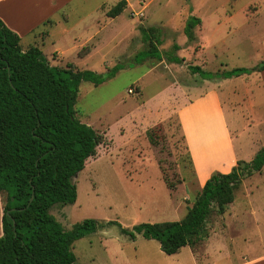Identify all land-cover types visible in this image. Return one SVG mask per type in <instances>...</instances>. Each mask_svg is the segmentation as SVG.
<instances>
[{"label":"rangeland","instance_id":"rangeland-1","mask_svg":"<svg viewBox=\"0 0 264 264\" xmlns=\"http://www.w3.org/2000/svg\"><path fill=\"white\" fill-rule=\"evenodd\" d=\"M130 1L115 30L84 57L79 52L86 45L74 44L80 45L87 32L64 34L66 26L75 23L74 16L67 24L55 20L50 29L46 22L33 32L27 31L33 20L13 18L22 31L16 34L24 51L37 43L51 66L72 64L74 71H91L105 79L100 85L82 82L76 104L77 118L102 136V144L74 180L76 203L51 210L66 231L86 219L102 224L74 243L75 264H236L263 255L264 168L243 178L225 213L214 207L202 239L178 254L167 255L158 241L141 234L132 239L118 226L107 225L118 222L132 231L143 223L185 218L203 186L196 178L179 111L210 82L221 87L230 125L247 145L244 154L252 151L248 140L264 142V80L258 72L210 81L188 68L217 74L264 62V0ZM192 16L200 19L193 40L186 34ZM141 27L162 30L161 60L146 54ZM54 49L59 57L52 54ZM171 55L182 63H171ZM222 149V142L214 143L209 134L203 157ZM0 195L5 205L7 195Z\"/></svg>","mask_w":264,"mask_h":264},{"label":"trees","instance_id":"trees-1","mask_svg":"<svg viewBox=\"0 0 264 264\" xmlns=\"http://www.w3.org/2000/svg\"><path fill=\"white\" fill-rule=\"evenodd\" d=\"M126 7L123 0L108 16L115 18ZM199 23L197 17L189 19L186 34L191 40ZM140 31L148 46L146 54L161 60L162 30L141 27ZM20 41L0 18V194L7 195L0 264H75L74 243L96 233L102 224L86 219L66 231L51 210L57 204L76 203L74 179L102 144V136L77 118L76 104L82 82L100 85L105 79L91 71H74L72 64L67 68L51 66L41 49L24 51ZM179 48L175 45L174 51ZM89 52L90 48L84 47L79 56ZM169 60L177 64L183 61L172 55ZM188 68L204 80L230 79L263 72L264 62L253 69L235 68L217 74L199 66ZM263 168L264 147L251 162L239 161L230 173L213 174L180 221L143 223L132 231L118 222L107 225L118 226L132 239L141 234L158 241L167 255L178 254L202 239L213 208L224 214L235 201L243 178Z\"/></svg>","mask_w":264,"mask_h":264},{"label":"crops","instance_id":"crops-1","mask_svg":"<svg viewBox=\"0 0 264 264\" xmlns=\"http://www.w3.org/2000/svg\"><path fill=\"white\" fill-rule=\"evenodd\" d=\"M110 1L111 3L108 0H0V18L9 29L21 35L22 31L18 29L17 24L13 21L16 16L20 20H33L32 25L27 28V31L33 32L48 23L50 29H53L56 25L55 20L62 19L66 23L71 19L70 16L72 15L76 19L75 23L70 26L67 25L64 34L72 35L73 33L77 34L78 31L81 32V30L86 31L88 37L80 45H74L78 48L86 45L84 47L90 48L89 55L98 48L102 38L108 36H104L105 34L108 32L112 33L115 30L116 21L132 5L130 0H124L127 2V7L120 15L111 18L108 16V12L123 0ZM141 1L143 0H140L139 3ZM102 17H105L103 18L105 20L103 23H101ZM46 22L47 24H45ZM61 22L59 21L58 23ZM50 31L53 35V30ZM50 31L46 33L47 38L50 37ZM115 37H118V35L111 37L110 41ZM73 41L76 42V38ZM31 47L39 48V45L35 43L28 49ZM52 54L60 56L59 51H55V49ZM47 60L49 61L48 58ZM259 75L264 80V71L259 72ZM200 93L194 96L192 102L180 109L179 120L192 165L196 172V178L200 181L201 186H204L213 174H228L237 166L239 161L251 162L264 147V142L257 144L252 139L248 140V146H252V151L249 156L245 155L243 149L247 145H243V138H240L238 131L230 125L229 115L226 111L227 103L223 100L221 87L210 82ZM227 100L229 101V98ZM209 134L214 143L218 139L222 142L223 149L220 154H213L204 158L203 152L207 135ZM4 208V202L0 197V238L3 236L2 219ZM236 264H264V254L247 257Z\"/></svg>","mask_w":264,"mask_h":264},{"label":"water","instance_id":"water-1","mask_svg":"<svg viewBox=\"0 0 264 264\" xmlns=\"http://www.w3.org/2000/svg\"><path fill=\"white\" fill-rule=\"evenodd\" d=\"M78 176V175H77ZM77 176L75 177V179L77 178ZM74 179V180H75ZM34 200V194H33V196L31 197V199H30V204L32 203V201Z\"/></svg>","mask_w":264,"mask_h":264},{"label":"built area","instance_id":"built-area-1","mask_svg":"<svg viewBox=\"0 0 264 264\" xmlns=\"http://www.w3.org/2000/svg\"><path fill=\"white\" fill-rule=\"evenodd\" d=\"M130 92H132V91H130Z\"/></svg>","mask_w":264,"mask_h":264}]
</instances>
